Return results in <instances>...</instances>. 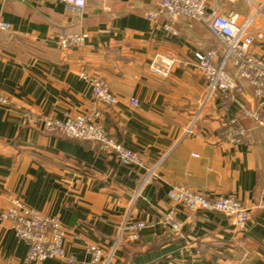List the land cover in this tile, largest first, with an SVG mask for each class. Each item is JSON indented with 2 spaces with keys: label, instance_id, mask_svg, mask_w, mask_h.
Listing matches in <instances>:
<instances>
[{
  "label": "crops",
  "instance_id": "1",
  "mask_svg": "<svg viewBox=\"0 0 264 264\" xmlns=\"http://www.w3.org/2000/svg\"><path fill=\"white\" fill-rule=\"evenodd\" d=\"M209 4L240 22L252 18L250 30L264 33V0ZM148 12H157L149 0H86L80 15L55 0H0V20L11 25L0 36V91L11 102L0 108V214L16 199L57 218L77 264H91L87 245L113 253L111 264H264V128L242 114H263L264 98L255 99L243 82V94L227 111L220 98L206 100L194 54L213 48L214 35L184 18L172 22V35L164 15L151 22ZM61 32L88 38L62 51L56 44ZM251 52L264 59V39ZM165 60H173L166 77L150 71ZM82 72L108 83L118 102L101 106L99 121L139 155L144 169L122 165L88 142L48 134L40 124H23L25 112L62 118L87 111L90 87ZM234 117L249 133L236 145L222 135ZM169 185L208 198L234 196L250 210L246 229L235 230L220 213H192L173 203ZM171 208L182 222L177 234L162 222ZM125 222L146 227L140 241L115 247ZM25 256L11 223L0 219V263L26 264Z\"/></svg>",
  "mask_w": 264,
  "mask_h": 264
},
{
  "label": "built area",
  "instance_id": "2",
  "mask_svg": "<svg viewBox=\"0 0 264 264\" xmlns=\"http://www.w3.org/2000/svg\"><path fill=\"white\" fill-rule=\"evenodd\" d=\"M64 5L67 12L80 15L86 0H55ZM157 6V12L145 14L147 20L155 22L162 14L168 19L164 30L172 35L177 32L172 22L179 18L198 22L208 28L216 39V45L205 52L194 54L197 69L206 82L205 98H220L221 109L227 111L237 98L243 94V82L249 84L255 99L264 98V59L251 52L257 39H264L261 30L251 31L253 19L242 22L238 15L230 13L222 16L216 6L210 8L209 0H149ZM234 3L236 0H225ZM11 25L0 20V36L9 32ZM88 38L86 33L71 34L61 32L57 36V47L68 51L82 46ZM161 68L150 65L152 73L166 77L173 60H165ZM226 66L229 69H226ZM79 77L90 87V101L87 111L74 116H37L31 112L23 114L22 122L26 126L40 124L48 134L60 138L88 142L101 152L113 155L122 165L136 166L144 169V163L136 152L127 149L117 141L100 123L101 106H114L117 98L110 91L103 78L82 72ZM131 104L137 106L135 100ZM11 105L10 98L0 91V108L7 109ZM243 116L250 118L255 126L264 128V113L257 110L244 109ZM191 126L185 132L191 130ZM239 120L234 117L227 119L223 125V138L236 145L244 143L248 136ZM167 197L190 212H217L229 218L233 228L244 231L250 220V210L244 207L234 196H217L208 198L183 186L169 185ZM2 221L11 223L15 237L26 247L25 263H38L48 259L61 260L65 264H77L75 255L65 249L64 241L67 231L63 224L54 217L25 207L19 200L13 199L9 206L0 214ZM162 222L174 234L180 232L182 222L173 208L166 211ZM144 222H125L119 229L115 247L122 240L134 243L141 240ZM85 253L91 264H111L113 253H106L97 245H87ZM2 264V263H0Z\"/></svg>",
  "mask_w": 264,
  "mask_h": 264
}]
</instances>
